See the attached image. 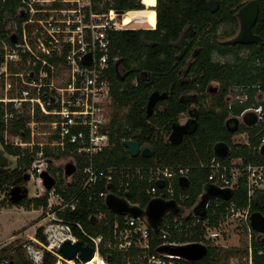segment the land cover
I'll return each mask as SVG.
<instances>
[{
	"label": "trees",
	"instance_id": "trees-1",
	"mask_svg": "<svg viewBox=\"0 0 264 264\" xmlns=\"http://www.w3.org/2000/svg\"><path fill=\"white\" fill-rule=\"evenodd\" d=\"M210 1L217 4L214 11L209 9ZM247 1L122 0V8L125 10L141 9L146 3L151 5L156 11V24L153 29H124L113 32L110 36L109 80L113 102L110 142L108 147L94 156V164L97 167L114 168L113 186L123 181L124 187L129 182L132 188L127 194L130 204L145 210L150 201L145 193V181L139 180L134 173L138 167L142 168L143 174L155 165L187 168L188 187L179 189L175 182V190L187 195L184 204L191 206L199 194L210 187L207 181L208 164L213 157L227 164L240 159L241 165H264V152L258 149L259 139L264 133V118L251 123L249 121L253 119V114L247 112L243 117L248 123L240 124L234 130L231 122L226 126L228 119L239 117L248 108L261 107L264 115V98H256L257 92L264 93V1H258V17L253 27V33L261 37V42L241 45L232 43L235 38H228L235 34L237 27L240 29L238 10ZM226 25L227 28L221 31L220 28ZM183 36L184 44L190 41V45H187L184 54L178 59L183 43L176 44ZM213 83L217 87L213 88ZM154 90L166 92L167 97L158 101L153 114L147 117V99ZM230 91H235L234 95H246L247 98L241 102L232 99L226 102ZM208 92L214 94L210 105L205 103ZM182 114L195 119L196 129L194 133L184 135L180 144L172 145L168 142L171 125L179 123L178 119ZM27 120L24 117L13 120L8 133L18 135L28 142L30 137L26 128ZM4 130L0 107V143L3 147L0 149V192L18 188L24 193L22 184L28 179V170L37 147L29 152L28 149L6 143L3 138ZM240 133L247 134V143L233 141L234 135ZM129 139L138 142L141 147H149V156L131 157L123 146V141ZM218 152L225 154L220 156ZM7 155L16 157L14 167H11ZM73 157L76 169L73 180L61 188L63 182L59 176L54 191L66 201L72 195H77L80 199L74 210L57 212V217L69 226L71 233L83 245L93 247V243L81 230L92 237L101 236L98 254L108 264H140L137 249L122 252L109 245L114 220L123 223L124 215L114 213L103 202L86 200L80 192L85 159L79 155ZM96 190L107 188L101 185ZM9 196L10 194L6 196L9 206L31 205L37 209L47 205V194L22 199L18 203L10 201ZM247 199L245 178L241 177L239 187L232 193L230 200L239 206H246ZM214 203L212 201L207 210L211 223H217L222 217L228 201L218 200V206H214ZM249 204L250 213L260 212L264 215V189L255 190L250 195ZM150 233H154L151 228ZM251 235L254 264H264V241L258 244L255 241L257 233L252 229ZM35 238L46 244L41 228L36 230ZM175 239L197 243L200 240L192 234H176ZM161 241L155 234L150 252H154ZM206 247L208 252L205 257L197 262L184 264H225L230 257L245 251L243 248L238 250L219 245ZM258 249H262L263 254L257 255ZM55 261L56 256L44 250L41 261L37 264H55ZM75 263L80 261L75 259ZM21 264L36 263L22 261Z\"/></svg>",
	"mask_w": 264,
	"mask_h": 264
},
{
	"label": "built area",
	"instance_id": "built-area-1",
	"mask_svg": "<svg viewBox=\"0 0 264 264\" xmlns=\"http://www.w3.org/2000/svg\"><path fill=\"white\" fill-rule=\"evenodd\" d=\"M125 14L122 5L114 7V0H0V107L5 126L3 138L13 120L28 119L26 128L30 140L25 142L18 135H12L13 146H31L36 136H45L47 145L85 159L80 192L87 201L105 203L106 197L112 194L133 205L127 196L132 190L129 182L124 187L123 181L113 186L114 168L94 164V156L110 142L113 113L109 80L110 36L119 30L140 29L131 26L132 23L146 24L145 28L149 29L155 28L156 24L152 25L147 18L132 17L125 21ZM246 98V95L236 94L232 100L241 102ZM247 112L253 114L256 122L264 118L261 107L248 108L240 116ZM36 144L39 148L28 170V178H36L42 186L39 175L47 171V161L43 157V143ZM262 145L264 133L258 149ZM208 167L209 188L229 190L231 195L238 189L240 178L244 177L247 205L239 206L230 200L231 197L228 200L209 197L202 207L196 208L208 188L199 194L193 205L187 206L184 201L188 196L175 190V182L182 189L178 178L187 177V168L155 165L143 174L142 168L138 167L134 173L139 180L145 181V193L150 200L174 202V206L164 213L155 229L144 212L138 217L125 214L123 223L115 219L109 245L122 252L137 249L142 264H184L189 261L169 249L197 242L177 241L176 234L197 236L198 243L205 246L219 245V239L227 234V226H243L247 232L245 251L230 257L225 264H254L249 203L255 190L264 189V165H241L240 159L227 164L213 157ZM101 185L107 190H96ZM54 192V188L48 191L46 206L49 221L60 224L66 231L65 234L59 232V247L66 239L71 242L77 239L69 226L57 217V212L74 210L80 198L72 195L66 201ZM218 200L228 203L217 223H211L207 210L212 201L218 206ZM150 228L154 233H150ZM81 232L93 243L94 254H98L101 236L92 237ZM155 234L162 241L154 252H150ZM255 241L261 244L264 233H257ZM256 254H263V250L258 249ZM62 260L67 261L63 257Z\"/></svg>",
	"mask_w": 264,
	"mask_h": 264
},
{
	"label": "rangeland",
	"instance_id": "rangeland-1",
	"mask_svg": "<svg viewBox=\"0 0 264 264\" xmlns=\"http://www.w3.org/2000/svg\"><path fill=\"white\" fill-rule=\"evenodd\" d=\"M131 26L139 27L142 29H149L145 28L146 24L132 23ZM225 28H227V25L220 28V30L222 31ZM238 31L239 28L237 27L235 31L236 35ZM236 35H231L228 38H234ZM215 58L217 59V57ZM212 85L213 88L217 87L215 83H213ZM208 93L205 103L207 105H210L211 97L214 94H211L210 92ZM234 93L235 91L228 92L225 101L230 102V100L233 99ZM256 95V98L258 100H262L264 98V93L262 92H257ZM158 108H160V106ZM186 118V114L180 115L178 119L179 123H184L186 121ZM237 119L240 121L239 125L245 124L241 120V116L237 117ZM11 123L10 126L12 125ZM40 130H42V128H40ZM12 135L13 134L9 133H7L6 135L4 134V141L10 145H12V143L14 142V138L12 137ZM246 140V133L236 134L233 137V141L235 143H245ZM33 142L34 144L31 146H24L20 148L28 149L29 152H32L35 147H37V150L39 148L36 143H43V157L47 161L46 172L54 179V187L58 181L59 176L63 182L61 188L69 184L73 180V175L76 171L75 169L72 173L66 174L67 166L69 164H72L75 168V160L73 155L60 154L59 150L47 145L48 140L45 136H36ZM2 148L3 147L0 143V149ZM7 157L11 161V167H14L16 163V157L11 155H7ZM35 157L36 155H34L33 159ZM22 188L25 189L24 193L20 190V193L22 195L25 194L23 199L44 196L45 194H47V197H49V193L44 189L43 185L41 186L36 178L26 179L22 184ZM9 193L10 191L7 189L3 192H0V264H21L22 261H29L37 264L40 263L41 256L44 250L50 251L56 256L55 264L58 261H60V263L58 264H71L69 263L70 261L68 262L62 260V256L58 252L57 244L59 239L61 238V234L59 232L65 234L66 231L60 224L57 225L55 224L56 222L49 221L50 218L47 217V211L49 210V208L46 206L44 208L41 207L34 209V206L31 205L9 206L6 203V196H8ZM54 194H56V192H54ZM38 228L42 229V234L45 236L46 244L39 242L35 238V232ZM226 228L227 234L222 237V239H219V245H223V247L225 248L242 250L245 245V235L247 233L244 227L238 226L237 228H231L227 226ZM71 261L75 263V259ZM140 264L142 263L140 262Z\"/></svg>",
	"mask_w": 264,
	"mask_h": 264
},
{
	"label": "water",
	"instance_id": "water-1",
	"mask_svg": "<svg viewBox=\"0 0 264 264\" xmlns=\"http://www.w3.org/2000/svg\"><path fill=\"white\" fill-rule=\"evenodd\" d=\"M122 5V0H114V7L120 8ZM210 11H214L217 7L215 1L209 2ZM258 2L257 0H248L244 3L238 10V17L241 23V29L238 36L232 41L233 44L249 45L257 44L261 42V37L253 33V27L257 22L258 17ZM167 97L166 92L159 93L154 90L150 93L147 99L145 111L146 116L150 117L154 112V107L158 101L163 100ZM244 123H248L245 117H241ZM256 118L249 122L255 123ZM233 124V130L236 129L240 123L237 117L230 118L226 121V126H229V123ZM196 129L195 119L189 117L184 123H173L171 125V130L168 135V142L172 145H178L182 142L184 135H189L194 133ZM123 146L128 151L131 157H136L138 155L149 156L150 148L141 147L138 142L134 140H124ZM260 152H264V145L259 148ZM220 156H223L225 153H217ZM75 170L72 164L67 166L66 174H70ZM42 185L46 191L51 190L54 187V179L47 173L42 172L39 175ZM178 185L180 188L185 189L189 185V180L187 177H179ZM10 201L13 203L20 202L24 195L20 193V189L15 188L10 191ZM211 198H221L228 200L231 197L229 190H219L214 188H209L206 193L203 194L196 208L202 207L207 199ZM105 204L116 214H128L132 217H138L142 212L145 213L149 221L150 226L155 229L158 223L160 222L164 213L173 208L174 202H163L160 199H152L148 202L145 207V210L129 205L125 200L117 198L116 196L109 194L105 199ZM249 226L256 233H264V215L260 212H252L249 215ZM161 251V250H160ZM170 252L177 254L189 262H197L206 256L208 249L204 244L201 243H190L186 245L176 246L169 249ZM58 252L65 260H74L78 259L80 262H85L90 260L94 255L93 247L89 245H83L80 241L76 240L71 242L69 239L64 240L60 243L58 247Z\"/></svg>",
	"mask_w": 264,
	"mask_h": 264
},
{
	"label": "bare ground",
	"instance_id": "bare-ground-1",
	"mask_svg": "<svg viewBox=\"0 0 264 264\" xmlns=\"http://www.w3.org/2000/svg\"><path fill=\"white\" fill-rule=\"evenodd\" d=\"M132 17L137 18V19L147 18V19H149V21H150V23L152 25L155 24V10L148 3L144 4V7L141 8V9H129V10H126V14L124 16V20L125 21L131 20ZM68 262L71 263V264H82V263L83 264H108L98 254H94L93 257L90 260L85 261V262L74 263L71 260H68Z\"/></svg>",
	"mask_w": 264,
	"mask_h": 264
},
{
	"label": "flooded vegetation",
	"instance_id": "flooded-vegetation-1",
	"mask_svg": "<svg viewBox=\"0 0 264 264\" xmlns=\"http://www.w3.org/2000/svg\"><path fill=\"white\" fill-rule=\"evenodd\" d=\"M240 29H241V23H240ZM240 29H239L237 35H236V33H235L236 36H235L234 38H236V37L238 36V34H239V32H240ZM184 40H185V36H183V37L180 39V42L176 44V45H179L180 43H181V44L183 43V45H182V50L180 51L179 55H177V58H178V59L184 54L187 45H190V41L185 45V44H184V43H185ZM188 115H190V114L188 113ZM188 119H189V118H188V116H187L186 120H188Z\"/></svg>",
	"mask_w": 264,
	"mask_h": 264
},
{
	"label": "crops",
	"instance_id": "crops-1",
	"mask_svg": "<svg viewBox=\"0 0 264 264\" xmlns=\"http://www.w3.org/2000/svg\"><path fill=\"white\" fill-rule=\"evenodd\" d=\"M245 143H247V140L245 141Z\"/></svg>",
	"mask_w": 264,
	"mask_h": 264
}]
</instances>
